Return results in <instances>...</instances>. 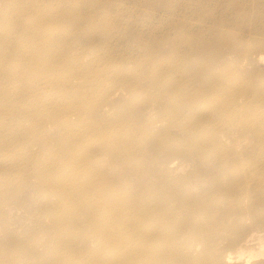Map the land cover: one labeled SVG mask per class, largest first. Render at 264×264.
I'll return each instance as SVG.
<instances>
[{"label": "rangeland", "instance_id": "1", "mask_svg": "<svg viewBox=\"0 0 264 264\" xmlns=\"http://www.w3.org/2000/svg\"><path fill=\"white\" fill-rule=\"evenodd\" d=\"M262 121L264 0H0V264H264Z\"/></svg>", "mask_w": 264, "mask_h": 264}, {"label": "bare ground", "instance_id": "2", "mask_svg": "<svg viewBox=\"0 0 264 264\" xmlns=\"http://www.w3.org/2000/svg\"><path fill=\"white\" fill-rule=\"evenodd\" d=\"M9 1H10V6H11V8H12V0H8V2H9ZM21 12L24 13V10L21 9ZM179 45H182L183 48H184V47L188 46V43H187L186 40H184V41H183V40H180V41H179ZM19 56H20V55L17 54V58H18ZM15 58H16V57H15ZM15 58H13L12 61H14L15 65H16V64H17V62H16V61H17V58H16V59H15ZM259 58L262 59L263 56L259 55ZM4 59H5V58H4ZM14 59H15V60H14ZM5 60H6V59H5ZM49 70H52V68H49ZM259 124H261L262 126H264V121L259 122ZM129 137H130V135H126V136H124V138H129ZM228 176H229V175L227 174V176H224V177H218V178H217L218 180L215 179V180H217V181H216L215 185L211 188L210 195H208L209 197L199 200L197 206H194V205H193V202H191L189 208L187 209V213L192 214L191 212H192L193 210H201V209L205 208V206L213 207V206H209V204L212 203V202L219 201V199H222V200L228 201V200H229V197H231L232 195H234L233 192L230 193V187H226V185H225V183H224V179H226ZM215 180H214V181H215ZM214 181H213V182H214ZM155 193H160V192H155ZM165 195L167 196V198H168L170 201H172L173 198H174V192H169V193H167V194H165ZM231 198H232V197H231ZM184 199H185V197H184ZM149 208H150V206H146V207H144V210H145V211H148ZM159 213H160V211L158 210V212H157V216H158ZM187 220L189 221V220H190V217H188ZM120 221H121V220H120ZM156 221H157V223H158V226L160 227V226L162 225V220H161L160 218H158ZM147 223H148V222H147ZM145 226H146V225H145ZM145 226H144V227H145ZM158 226H157L155 223L152 224V227L155 228V229H157V233H158L161 237L164 238V235H163V234H166V237H167V235L170 236V234H168L169 227H167V228H165V229H164V228H163V229H159ZM144 227H142V228H144ZM142 231L144 232V229H143ZM146 242H147L146 240H143L142 244H143L144 246L148 245ZM243 243H245V242H243ZM261 254L263 255V253H261ZM241 256H242V253H239V254H237V255L234 256V257L231 256V255H229V254H227V255H225V256L223 257L222 263H224V264H230V263L233 262L234 259L237 260V261H239V260L241 259ZM248 256H249V255H248Z\"/></svg>", "mask_w": 264, "mask_h": 264}]
</instances>
